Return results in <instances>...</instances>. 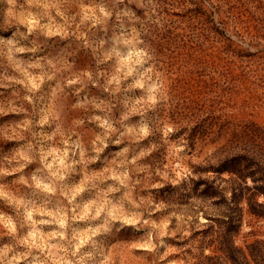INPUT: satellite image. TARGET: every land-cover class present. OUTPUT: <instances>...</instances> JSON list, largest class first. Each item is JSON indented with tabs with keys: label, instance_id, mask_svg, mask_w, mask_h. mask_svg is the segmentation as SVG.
Returning a JSON list of instances; mask_svg holds the SVG:
<instances>
[{
	"label": "rangeland",
	"instance_id": "obj_1",
	"mask_svg": "<svg viewBox=\"0 0 264 264\" xmlns=\"http://www.w3.org/2000/svg\"><path fill=\"white\" fill-rule=\"evenodd\" d=\"M244 148L264 0H0V264H259L264 220L217 172Z\"/></svg>",
	"mask_w": 264,
	"mask_h": 264
},
{
	"label": "trees",
	"instance_id": "obj_2",
	"mask_svg": "<svg viewBox=\"0 0 264 264\" xmlns=\"http://www.w3.org/2000/svg\"><path fill=\"white\" fill-rule=\"evenodd\" d=\"M258 151L243 149L236 154L228 155L220 164L219 173L227 172L231 175L230 181L237 185L233 188L232 203H240L243 199H247L250 206V211L252 214L260 219L264 220V202L260 203L257 198L259 196L264 197V154L258 153ZM251 180V183H249ZM213 192L209 193L210 197L214 198L219 191H216L214 186H210ZM227 202V201H225ZM229 204V203H228ZM232 206V205H229ZM230 219L234 220L233 216H229ZM240 220V219H239ZM227 222L226 224H229ZM224 237H218L213 241L218 245L215 248L216 252H220L227 258L226 261L235 260L234 256L239 253L245 254L244 250L241 248H233L232 242V232L226 231ZM231 236V237H230ZM262 243L257 246L251 245L248 247L252 256H255L256 260L258 258L264 257V248H262ZM222 256H212L205 259L204 264H222L219 262ZM259 264H264V258ZM239 264V263H234Z\"/></svg>",
	"mask_w": 264,
	"mask_h": 264
}]
</instances>
